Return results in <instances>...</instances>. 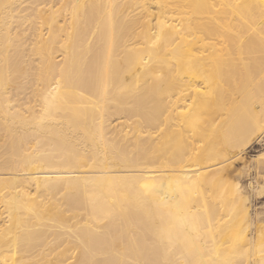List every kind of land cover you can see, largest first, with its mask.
<instances>
[{
  "label": "bare ground",
  "instance_id": "bare-ground-1",
  "mask_svg": "<svg viewBox=\"0 0 264 264\" xmlns=\"http://www.w3.org/2000/svg\"><path fill=\"white\" fill-rule=\"evenodd\" d=\"M263 126L264 0H0V264H264L225 185Z\"/></svg>",
  "mask_w": 264,
  "mask_h": 264
},
{
  "label": "rangeland",
  "instance_id": "rangeland-1",
  "mask_svg": "<svg viewBox=\"0 0 264 264\" xmlns=\"http://www.w3.org/2000/svg\"><path fill=\"white\" fill-rule=\"evenodd\" d=\"M253 73L250 74V71H248L244 67L236 70V72L232 75V78L230 80V85L232 86L234 93L238 90V88L245 86L246 79L249 76L255 75V73L254 74ZM174 97H176V96H174ZM34 98H36V96H34ZM34 98H29L28 100L30 102L27 105L33 106L35 104ZM181 103H182V101L178 100L176 104L180 105ZM178 110H181V109H178ZM116 122L119 123V120H115V122L112 121V123H111V130H110L111 132L110 133H112V134L116 133V131L114 132L112 130V128L115 130L116 127H117V129L119 127V125ZM121 122H122V119L120 120V123ZM114 123H116V124L114 125ZM109 127H110V125H109ZM171 129H172V130H170V132L172 131L171 132V135H172L171 139L165 145H162L160 148L163 150L167 149L169 153L173 152L174 141L176 139H180L183 136V134L179 135V131H178L179 126L177 127V126L173 125V126H171ZM125 130H127V128H124V131ZM116 134H120V133H116ZM122 134L123 133H121L120 135H122ZM156 134L157 133H154L152 135L156 136ZM184 134H186V136H188L187 131H185ZM114 136H115V134H114ZM189 141L193 144V147L195 146L196 148H194V149L190 150L189 152H186L183 155H181V160H178V161H173L172 159H174V158H172V156H171L170 157L171 159L169 161H167L168 168L180 167V168L186 169V170H196L200 167L201 164L198 161H196V155L198 152L197 148L202 146V143L200 142V140L197 137L196 138L191 137L189 139ZM132 148H134V147H132ZM154 153L156 156H160V157H162L161 155H163L162 151H160L159 149L155 150ZM175 160H177V159L175 158ZM160 161H162V159H160ZM210 163L212 164V162H210ZM210 163H208L206 165H211ZM213 164H215V162H213ZM158 165H159V163H158V161H156L153 164H151L148 168L152 169V170L158 169ZM212 165L209 166L206 170H208V171L210 170V172H211V171L215 170V168L220 167V165L213 166V167H212ZM141 166H146V164L139 163V164H137L136 167H134V169H138L139 167L141 168ZM201 171L203 172V170L200 169L199 172H201ZM225 178H226V180H225L226 182L224 181L225 185L227 184L228 187H232V189L234 190V193L231 194L230 197L232 199L234 198V200H236L237 196L238 197L241 196V197H239L240 200L244 201L245 205L248 206V210H249V220H250L249 224L241 223L238 225H234L231 228L232 229L231 232H233L239 236H246L250 240L253 239L254 237H256L258 231H260L264 235V192L262 194L256 193L257 188H260V187L264 188V126L259 132H257L255 134V136L254 135L252 136L251 141L240 150V153L232 158V164L229 166L228 172H227ZM235 191H240V193L237 194V193H235ZM51 196L50 195L47 196V197H50L49 200H51V201L54 199V202H53V204H51V206L52 205L55 206L56 204L58 205L60 203L59 204L60 209L64 211V214L66 217L69 216L67 218H71V220H72L75 217L76 219L75 220L73 219L74 221H77V219L81 220L80 218L82 216L81 215L82 213L80 214L79 211H75L74 212L75 214H74L66 208L67 206H66V203L64 202L62 192L53 195L52 196L53 199H51L52 198ZM205 196L207 199H210V197H209L210 194L208 192V189L205 192ZM57 197H59V199ZM43 198H45V197L43 196ZM43 198H41V199L43 200ZM55 202H56V204H55ZM48 204H50V203H48ZM48 204H46V205H48ZM216 206L218 208L220 206V204H217ZM57 207L58 206H56V209H57ZM225 213L226 212H224V210L219 211L218 217H221L222 220L229 218V216L228 217L225 216ZM71 216H74V217H71ZM3 219H4V217L3 216L1 217V214H0V222L1 223H2ZM1 223H0V225H1ZM247 243H248L247 247L250 249V254H252L249 258V261L258 262L260 260V256H261V254H260L261 251H260V249H258V243L259 242L257 240H256V242H253V241L252 242H241L242 245H246ZM36 244H34L33 249L36 248L35 247ZM258 251H260V252H258ZM27 264H29V262Z\"/></svg>",
  "mask_w": 264,
  "mask_h": 264
}]
</instances>
